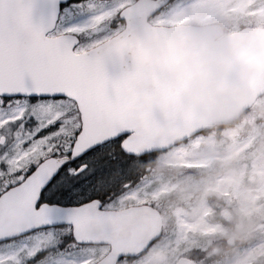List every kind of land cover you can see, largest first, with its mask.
<instances>
[{
    "label": "snow or ice",
    "instance_id": "obj_1",
    "mask_svg": "<svg viewBox=\"0 0 264 264\" xmlns=\"http://www.w3.org/2000/svg\"><path fill=\"white\" fill-rule=\"evenodd\" d=\"M118 0H0V264H87L136 159Z\"/></svg>",
    "mask_w": 264,
    "mask_h": 264
},
{
    "label": "water",
    "instance_id": "obj_2",
    "mask_svg": "<svg viewBox=\"0 0 264 264\" xmlns=\"http://www.w3.org/2000/svg\"><path fill=\"white\" fill-rule=\"evenodd\" d=\"M158 4V3H157ZM130 23L122 31L134 70L122 93V113L135 130L132 150L136 154L165 149L195 132L215 126L214 113L189 103L191 76L178 80L177 68L187 55L186 30L191 26L153 27L145 20ZM236 46L233 78L241 79L245 100L224 114L230 120L249 107L264 91V27H245L230 34ZM201 53H195L198 59ZM249 69L254 74L249 75ZM107 229L92 225L88 238L94 243H109L111 249L96 264H116L122 256L135 255L147 248L161 233V219L147 207L110 211ZM233 242V238L229 240ZM177 264H195L181 258Z\"/></svg>",
    "mask_w": 264,
    "mask_h": 264
},
{
    "label": "rangeland",
    "instance_id": "obj_3",
    "mask_svg": "<svg viewBox=\"0 0 264 264\" xmlns=\"http://www.w3.org/2000/svg\"><path fill=\"white\" fill-rule=\"evenodd\" d=\"M202 7L209 12L206 21L213 20L217 15H231L236 20L245 19L250 15L264 16V0H202ZM223 136L229 139L226 144L217 143L212 136L196 138L188 146H178L164 152L159 160L172 167L192 166L208 169L227 156L233 148H243L246 156L236 165L238 179L235 183L226 187L225 179L220 180L222 176L216 177L214 173L203 178H194L191 174H155L140 188L144 191L137 193L134 190L119 200V203H122L127 198L143 200L150 196L157 198L172 193L184 202L173 206L172 214L176 224L168 237L155 249L158 254L163 252L177 260L180 254L193 246L197 240L194 234L213 233L225 235L226 238L230 235L237 236V231L230 230L220 220L212 219L214 203L210 195L217 192L219 194H216V201L226 209L228 214L225 216L237 214L236 208L243 215L245 222H248L244 227L247 236L239 242L236 238L235 244L227 249L226 256L220 254L219 259L211 264H257L264 258V187L257 188L251 194L243 191L246 185L253 183V169L264 159V138L257 129L242 137L239 129L234 134L230 130L226 131ZM222 143L225 145L219 146ZM223 192L235 201V208L231 199L221 194ZM259 211L262 212L258 213ZM243 225L239 223L237 228ZM159 247L162 250H158ZM100 252L103 250H89L87 264ZM153 256L154 252L136 260L134 264H147ZM163 258L159 261L163 262Z\"/></svg>",
    "mask_w": 264,
    "mask_h": 264
},
{
    "label": "clouds",
    "instance_id": "obj_4",
    "mask_svg": "<svg viewBox=\"0 0 264 264\" xmlns=\"http://www.w3.org/2000/svg\"><path fill=\"white\" fill-rule=\"evenodd\" d=\"M209 16L206 8L192 12V26L186 30L185 49L187 55L177 68L175 76L183 80L188 76L192 79L189 103L195 107H205L214 113L215 125H223L226 131L236 133L244 123L243 109H239L230 120L222 119L225 113L245 100L246 91L241 79L233 78V61L236 46L230 42V34L235 26V18L231 15H217L205 23ZM201 53L198 59L195 53ZM254 70L249 69V75ZM243 148H233L221 159L215 168L214 176L223 177L226 187L238 179L237 163L244 159ZM264 187V159L253 169V183L246 185L243 191L251 194L257 188ZM255 223V221H252ZM254 259V258H253Z\"/></svg>",
    "mask_w": 264,
    "mask_h": 264
},
{
    "label": "flooded vegetation",
    "instance_id": "obj_5",
    "mask_svg": "<svg viewBox=\"0 0 264 264\" xmlns=\"http://www.w3.org/2000/svg\"><path fill=\"white\" fill-rule=\"evenodd\" d=\"M137 0H118L121 7L125 8ZM202 8V0H170L164 7L158 9L149 16V20L154 24H177L193 23L192 12ZM208 20L205 22H210ZM126 26V20L122 24V29Z\"/></svg>",
    "mask_w": 264,
    "mask_h": 264
},
{
    "label": "trees",
    "instance_id": "obj_6",
    "mask_svg": "<svg viewBox=\"0 0 264 264\" xmlns=\"http://www.w3.org/2000/svg\"><path fill=\"white\" fill-rule=\"evenodd\" d=\"M146 160L147 156L135 160V162H139V166L142 167L143 165H145L143 162H145ZM132 167L133 166L130 167L129 171ZM226 247L227 246L221 237L217 235H203L199 236L198 244L193 245V248L188 254L196 257L200 264H211L215 259L214 256L219 251H223Z\"/></svg>",
    "mask_w": 264,
    "mask_h": 264
}]
</instances>
